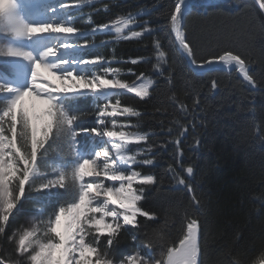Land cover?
I'll use <instances>...</instances> for the list:
<instances>
[{
  "label": "snow or ice",
  "instance_id": "1",
  "mask_svg": "<svg viewBox=\"0 0 264 264\" xmlns=\"http://www.w3.org/2000/svg\"><path fill=\"white\" fill-rule=\"evenodd\" d=\"M87 2L90 0H76L74 5L46 3L43 14L50 18L30 20L20 0H0V63L7 69L0 71V264H218L204 259L199 218L188 221L177 241H166L157 232L147 238L144 247L149 251L144 255L137 252L115 258L121 231L139 229L140 217L157 218L141 205L146 186L157 183L156 174L141 170L154 164L156 145L150 143L147 131H125L139 129L140 125L120 123L118 118L140 117L141 112L123 104L119 97L126 91L147 101L156 81L145 72L137 74L133 67L112 65H137L154 57V70L172 85L170 52L158 36L166 30L174 36L175 51L186 55L196 69L217 63L235 67L253 90L260 91H264V77L258 81L250 73L251 55L224 50L197 58L186 20L203 6L202 0H174L171 9L161 13L166 20L162 26L141 21L139 17L151 11L142 9L85 29L73 23L67 10ZM259 6L264 10V0H259ZM103 7L107 9L108 5ZM137 25L139 30H134ZM261 28L264 30V22ZM106 30L113 41L143 42L146 35L151 36L152 57L122 60L115 55L111 59L83 55L84 49L95 44V35ZM165 66L169 67L167 73ZM127 74L135 80L121 78ZM219 87L212 79L211 90ZM89 97L96 123L85 127L79 121L86 114L79 112L75 103ZM171 99L177 100L175 92ZM178 103L187 115L189 106ZM199 104L197 96L193 107ZM181 128L180 136L187 132L186 126ZM169 143L182 156L180 139ZM195 143L199 145L200 141ZM130 145L141 147L133 149ZM162 146L166 148L167 144ZM168 170L191 195L190 205L199 214L202 203L193 184L172 165ZM184 171L192 177L194 167L189 165ZM33 197L36 201L43 198V203L38 204V215L30 226L9 228L21 202ZM53 197L58 198L54 203ZM137 239L132 236L134 242ZM4 245L13 247L8 251ZM157 245L159 256L152 252ZM235 264L242 262L237 259ZM257 264H264V258Z\"/></svg>",
  "mask_w": 264,
  "mask_h": 264
},
{
  "label": "trees",
  "instance_id": "2",
  "mask_svg": "<svg viewBox=\"0 0 264 264\" xmlns=\"http://www.w3.org/2000/svg\"><path fill=\"white\" fill-rule=\"evenodd\" d=\"M75 2L54 0L55 4L74 5ZM173 3L174 0H90L67 11L72 15L73 23L85 29L142 9L151 11L139 17L141 21L146 19L153 26H162L166 20L161 13H167ZM105 4L107 9L103 7ZM262 22V15L249 0L203 4L186 20L189 38L196 44L198 59L222 54L224 50L251 55L249 71L258 81L264 77ZM135 29L139 30V25ZM158 36L165 50L170 52L169 65L174 69L172 85L154 70V57L137 65H112L124 69L133 67L137 74L145 72L156 81L150 89L152 96L147 101L121 91L119 98L122 103L136 107L141 116L119 117L118 121L140 125L139 129L126 128L125 131L150 133V143L156 145V158L153 165L142 166L141 170L157 176L156 184L146 186L145 199L141 201L142 207L156 213L157 218L148 220L140 217L139 229L121 231L114 256L121 259L137 252L147 253L148 249L144 247L147 238L157 232L166 241H177L188 221L199 218L206 261L235 264L239 259L242 264H257L264 258V91L253 90L236 69L216 68L196 72L188 57L175 51L171 32L162 30ZM151 40L152 37L146 35L143 42L135 39L113 41L106 30L98 32L95 44L84 49L82 54L88 57L102 55L109 59L115 55L122 60L152 57ZM168 71L169 67L165 66V72ZM121 78L130 82L135 80L131 74ZM212 79L220 85L215 91L211 90ZM172 92L176 94V101L171 99ZM197 96L200 104L194 108L193 101ZM178 102L189 106L187 115L182 113ZM75 108L86 114L79 121L82 126L95 125L94 103L90 97L76 101ZM182 125L187 127V132L180 136ZM177 138L181 141L182 156L177 155L175 146L169 143ZM196 140L200 141L199 145ZM164 144H167L166 148L162 146ZM129 147L135 149L141 145ZM181 164L184 167H180ZM169 165L193 184L195 194L202 203L199 214L190 205L191 195L176 183L173 173L168 170ZM189 165L194 167L191 178L184 171ZM57 199L53 197L52 202ZM39 203H43V198L40 201L34 197L22 201L14 212V219L10 218L9 228L18 227ZM133 235L138 237L135 242ZM12 247L4 245L8 251ZM152 252L159 256L160 246H155Z\"/></svg>",
  "mask_w": 264,
  "mask_h": 264
},
{
  "label": "rangeland",
  "instance_id": "3",
  "mask_svg": "<svg viewBox=\"0 0 264 264\" xmlns=\"http://www.w3.org/2000/svg\"><path fill=\"white\" fill-rule=\"evenodd\" d=\"M24 2L27 3V8H29L28 5H30V7L32 8H35L34 9V14L31 13V18L30 20H44V19H49L50 17L46 16L43 14V9H44V6L46 3H52L53 0H23ZM28 1V2H27ZM220 0H202V4H214V3H218ZM24 2H22L24 4ZM26 5V4H25ZM25 7V8H26ZM61 16H63L64 14L61 13L60 14ZM138 26V25H137ZM137 26H133L134 30H136L135 28ZM2 59V58H0ZM2 64V63H1ZM216 68H223V69H235V67H232V68H226L223 64H220V63H217V64H213V65H210V66H207L205 68H202V69H196L195 68V71L196 72H205L207 70H211V69H216ZM238 72V71H237ZM239 73V72H238ZM239 75L241 76V74L239 73ZM139 83V82H138ZM38 215V212H37V208L36 207H33L31 209V213H28L23 219L22 221L19 223L18 227L19 226H23V227H29L30 226V223H31V220L34 216H37ZM149 250H147L148 252ZM141 255H144L143 252L140 253ZM139 264V262H138Z\"/></svg>",
  "mask_w": 264,
  "mask_h": 264
},
{
  "label": "water",
  "instance_id": "4",
  "mask_svg": "<svg viewBox=\"0 0 264 264\" xmlns=\"http://www.w3.org/2000/svg\"><path fill=\"white\" fill-rule=\"evenodd\" d=\"M234 0H220L221 3H231ZM243 1V0H242ZM251 2H253L255 4V6L257 7V9L259 10L260 14L262 15L263 19H264V10H262L259 6V0H249ZM188 176V175H187ZM191 178V177H189Z\"/></svg>",
  "mask_w": 264,
  "mask_h": 264
},
{
  "label": "bare ground",
  "instance_id": "5",
  "mask_svg": "<svg viewBox=\"0 0 264 264\" xmlns=\"http://www.w3.org/2000/svg\"><path fill=\"white\" fill-rule=\"evenodd\" d=\"M20 2L22 3V2H24V1H23V0H20ZM27 2H28V1H27ZM22 4H23V3H22ZM25 4H26V5H25ZM24 5H25V7H26V6H27V3L24 2ZM28 6H29V8H27V7L25 8V15L27 16L28 19H30L31 16H32L31 13L34 14V9H35V8H33V7L31 8L30 5H28ZM30 15H31V16H30Z\"/></svg>",
  "mask_w": 264,
  "mask_h": 264
}]
</instances>
